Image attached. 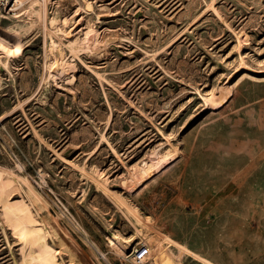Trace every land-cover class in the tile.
<instances>
[{"label":"rangeland","instance_id":"obj_1","mask_svg":"<svg viewBox=\"0 0 264 264\" xmlns=\"http://www.w3.org/2000/svg\"><path fill=\"white\" fill-rule=\"evenodd\" d=\"M24 8L0 5L16 41L0 48V264L41 244L59 264H128L163 235L215 264H264V0ZM169 145L179 159L130 195Z\"/></svg>","mask_w":264,"mask_h":264},{"label":"bare ground","instance_id":"obj_2","mask_svg":"<svg viewBox=\"0 0 264 264\" xmlns=\"http://www.w3.org/2000/svg\"><path fill=\"white\" fill-rule=\"evenodd\" d=\"M28 1H30V0H0V5H2L6 10L12 11V12H14V14H17L18 12L25 9L24 5ZM41 1H43V0H41ZM44 3H45V1H44ZM14 37H11L12 39L9 41V42H11L10 46L4 45V43H6V42L4 40H1V38H0V48H2V50L6 51L7 53L15 52L16 41H15ZM238 46H240L239 41H238ZM63 66L64 65L62 62H57V63L55 62L54 64H51L50 68L52 70H55V71H61L63 69ZM238 66L242 70L247 68L245 66V64L243 63V61H240V65H238ZM178 159H179L178 150L176 149L175 146L169 145V148L167 150L163 151L161 154H159L158 156H156L155 158H153L151 161L148 162L146 167L142 170L140 176L135 180V182L133 184H129V186H128L129 194L135 195L143 185H145L147 182L151 181L153 178H155L156 176H158L159 174H161L162 172L167 170ZM0 175H1V173H0ZM5 184H7V183H5ZM2 188H4L3 184H2ZM28 188H29V191L33 195H35V196L37 195L34 193L35 191L33 192V190L30 187H28ZM118 201L122 204L121 206L126 208L130 212V214H132L139 221V219L135 215L134 211L126 203H124L121 199H118ZM9 209L20 211V209H15L11 206L8 208V210ZM8 210L6 208L4 213L8 217V219L11 221V226L15 230H19V236L20 237L22 236L23 238H25V236L28 235L29 233H27L28 231L23 230V224L21 223L19 216H16L14 214V212H13V215H10ZM177 230H178V228H177ZM169 237H167L166 235H163V238H164L163 240H157L156 238L151 237V238H148L147 242L146 241L144 242V244L149 248L151 259L156 264H179L177 262V259L174 257V255L172 256L170 254V253H172V250L177 252V254H178V256H176L177 258L179 256L180 257L185 256V257L192 258L194 261H197L200 264H215L212 261H210L209 259H207V258L201 256L200 254L194 252L192 249L185 247L184 245L170 239ZM25 240H26V238H25ZM131 241L132 240H128V242H131ZM24 251H26V250H24ZM126 257H128V256H126ZM24 263L25 264H30V263H33V264H59L55 261L52 250L49 249L45 244L38 245L36 253L34 255L31 254V255H29V257L25 256L24 257Z\"/></svg>","mask_w":264,"mask_h":264},{"label":"built area","instance_id":"obj_3","mask_svg":"<svg viewBox=\"0 0 264 264\" xmlns=\"http://www.w3.org/2000/svg\"><path fill=\"white\" fill-rule=\"evenodd\" d=\"M127 259L128 264H156L151 259L149 248L146 245L133 248Z\"/></svg>","mask_w":264,"mask_h":264}]
</instances>
